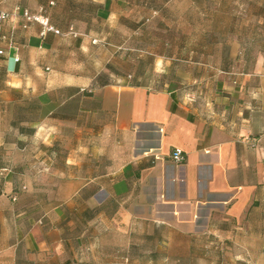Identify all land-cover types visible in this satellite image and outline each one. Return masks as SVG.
Returning <instances> with one entry per match:
<instances>
[{"label": "crops", "instance_id": "1", "mask_svg": "<svg viewBox=\"0 0 264 264\" xmlns=\"http://www.w3.org/2000/svg\"><path fill=\"white\" fill-rule=\"evenodd\" d=\"M177 2L188 9L198 1L0 0V11L43 9L63 32L43 37L22 13L3 24L0 264H264V53L257 39L247 47L210 32L199 51L188 11L177 19L186 30L146 33L169 24L165 14ZM130 30L152 40L142 51L161 78L104 81L107 46ZM87 116L105 146H89L88 176L76 159L79 137L75 158L62 166L52 147L32 173L65 187L31 194L41 205L19 209L17 175L35 138L50 147L67 125L75 137ZM71 162L77 175L63 171ZM34 213L18 234V216Z\"/></svg>", "mask_w": 264, "mask_h": 264}, {"label": "rangeland", "instance_id": "2", "mask_svg": "<svg viewBox=\"0 0 264 264\" xmlns=\"http://www.w3.org/2000/svg\"><path fill=\"white\" fill-rule=\"evenodd\" d=\"M179 1V0H178ZM193 8L188 7L186 9L184 6H180V2L173 4L170 8L167 9L168 15L166 21L169 23L163 22L159 27L155 25H149L146 28V33L159 32L160 34L166 36L167 34L186 30L184 23H178L177 19L182 15H178L179 13L186 12L191 15L193 19V30L194 33V43L195 48L202 50V39L200 35L202 33H215L216 38L220 37L222 42H230L247 44L249 46L250 38L252 39V43L255 39L258 41V52L264 53V24L261 22L262 17H264V0H197ZM176 15L177 17H174ZM144 30V29H143ZM144 33V31H143ZM123 36V37H122ZM140 36L139 34L133 33L132 30L126 32L124 34H120L119 36H115V40L113 41V45L107 46L108 54L107 59L110 58V52L113 53V58L108 62L110 66L105 67L107 72H102L104 75V81L108 78V81L116 82L118 79H121V75L131 74V75H141V79L145 81L152 82L155 79L161 78L160 72L155 70V66H153V57L144 54L142 51V47L147 42H152V40H148L146 37ZM149 38H152L151 36ZM98 48V58L99 61L102 62L103 58L106 55V49L101 47L103 42H97ZM101 45V46H100ZM142 55V56H140ZM146 57H144V56ZM201 56V53L199 54ZM199 56V57H200ZM196 57V56H195ZM83 82H85L86 72L83 73ZM112 74V76H110ZM142 81V80H141ZM82 132L81 134L76 133L74 137L73 126L67 125L65 126L66 134L63 137H59L57 139H53L51 137L50 147L48 144L43 143L45 137L35 138L33 144L34 148L30 154H25L27 156L22 159L20 162L23 166L19 168V173L17 175L18 183L16 185V192L19 195L18 208L25 204L31 203H39L41 205L42 201L28 200L27 198L31 197V194L35 193H43L45 190H54L57 191L61 187H65V182H56L55 183H46L42 182L40 179V174H34L37 164L45 158L48 154V150L53 147V158L58 165L62 166V163L68 159L73 161L75 155L73 153V145H77L78 137L80 138V142L83 146L81 151L76 152V159L83 160V165L81 169V175L84 178L88 176L89 166H90V153L89 146L96 145L99 147H105L104 144H101V137L97 136L99 129L92 130L91 128V119L85 117L82 120ZM103 130V128H102ZM32 155V156H31ZM50 155V152H49ZM79 156V157H78ZM27 159V160H26ZM26 161H29L28 169L25 167ZM118 164V161H114V164ZM63 171L68 174L74 175L78 171L74 169L73 164H67ZM60 166V168H61ZM80 174V173H79ZM53 175V174H52ZM77 175V174H76ZM35 180L32 183H29L31 180ZM16 180V181H17ZM21 197V198H20ZM23 197V198H22ZM52 207L53 201L46 202L44 206H40L41 208ZM41 212V211H40ZM39 213V212H38ZM39 215L37 213L30 214L26 216H18L17 222V230L18 234H21L29 227L30 223L33 224L38 218ZM58 213H54L52 216V220L57 221L59 218ZM14 218V217H12ZM12 229H8L10 235H14L13 231V219H12ZM9 225V220L7 222Z\"/></svg>", "mask_w": 264, "mask_h": 264}, {"label": "built area", "instance_id": "3", "mask_svg": "<svg viewBox=\"0 0 264 264\" xmlns=\"http://www.w3.org/2000/svg\"><path fill=\"white\" fill-rule=\"evenodd\" d=\"M22 13L23 17L30 21V22H34V23H38L41 25L42 29H41V36H46L48 33L52 32L58 35H62L63 32L58 29L57 27H55L54 25H52L50 23L49 18L45 15L44 10L42 9L40 12L38 13H32L31 11L27 10V9H21L20 7H17L14 9V11L12 12H8V11H0V39L3 37L2 35V28H3V24L6 20H8L9 18L15 16L16 14ZM70 33L77 36L78 33H76L73 29H70ZM96 42V41H95ZM4 54V50L0 49V55ZM173 159L176 162H183L184 161V155H183V151L181 149H176L173 154H172Z\"/></svg>", "mask_w": 264, "mask_h": 264}]
</instances>
